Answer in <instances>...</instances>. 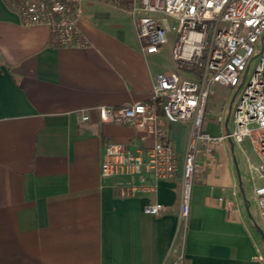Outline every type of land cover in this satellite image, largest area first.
Returning <instances> with one entry per match:
<instances>
[{
    "label": "crops",
    "instance_id": "obj_1",
    "mask_svg": "<svg viewBox=\"0 0 264 264\" xmlns=\"http://www.w3.org/2000/svg\"><path fill=\"white\" fill-rule=\"evenodd\" d=\"M79 29L86 46L55 47L47 26H24L9 0H0V264H264L250 201L240 193L251 183L254 199L262 182L254 151V161L240 158L243 177L235 143L198 155L186 220L191 122L167 123L178 154L173 179L148 175L152 190L125 194L123 178L101 175L106 142L151 146L155 137L103 122L98 107L147 101L156 76L177 70L176 33L147 53L128 12L105 1L84 4ZM226 106L212 118L215 106L207 103L208 130H223ZM155 202L168 210L146 214Z\"/></svg>",
    "mask_w": 264,
    "mask_h": 264
},
{
    "label": "built area",
    "instance_id": "obj_2",
    "mask_svg": "<svg viewBox=\"0 0 264 264\" xmlns=\"http://www.w3.org/2000/svg\"><path fill=\"white\" fill-rule=\"evenodd\" d=\"M105 1L131 16L142 49L159 51L168 34L177 35L173 56L177 70L156 76L147 101L121 106L98 107L103 122L132 125L137 131H151V146L137 143L104 145L101 175L125 180V194L152 190L148 175L173 179L178 154L168 136L167 123L191 122V137L185 155L182 178L181 214L190 211L191 190L198 155L211 153L226 141H249L259 158L256 167L261 183L254 188V199L264 220V0H9L24 26L44 25L55 47L86 46L79 29L84 4ZM254 70L248 78L252 64ZM216 85L230 87L237 102L230 113L233 124L222 117L223 129L217 134L206 127V107ZM82 121L90 116L80 111ZM225 123V124H224ZM226 208L231 199L220 197ZM168 210L162 203H151L144 212L159 215Z\"/></svg>",
    "mask_w": 264,
    "mask_h": 264
},
{
    "label": "rangeland",
    "instance_id": "obj_3",
    "mask_svg": "<svg viewBox=\"0 0 264 264\" xmlns=\"http://www.w3.org/2000/svg\"><path fill=\"white\" fill-rule=\"evenodd\" d=\"M255 63L256 61H254V63L251 66V69L249 71L248 74V78L249 76L252 74L254 67H255ZM242 89V88H241ZM241 89L239 90V92L236 94L234 101H233V105L237 102L238 98H239V94L241 92ZM235 90H232L230 87L227 86H222V85H216L214 87V92L211 94V96L209 97L208 100V105H214V110L211 112L210 117L214 118L216 115H218L220 113V109L223 106V104L226 102L227 106H226V116L228 115V109L230 106V103L233 99ZM233 124V119L232 116L229 119V126H232ZM215 126L213 124H211L209 131L211 133H213L215 131ZM213 134H217V133H213ZM243 148H244V155L242 154V151L240 149V147L237 144H234V155L236 156V162L238 164L237 168L239 169V173L240 176L243 177V171L242 169H240L239 166V162H240V158L243 157L245 163L247 164L246 160H252L254 161L256 159L254 152H253V148L250 144L249 141H245L243 142ZM247 179L248 177L250 178V173H248L246 175ZM243 201L245 202L246 200L250 201V206H249V211H250V215L252 216V222L255 226L256 231L259 233L262 242L264 243V238L262 236V234H264V220L260 214V210L258 208V205L256 203V201L253 199V197H251L252 194V186L251 183L248 185L244 186V193L240 192ZM256 225L260 228L257 229Z\"/></svg>",
    "mask_w": 264,
    "mask_h": 264
},
{
    "label": "water",
    "instance_id": "obj_4",
    "mask_svg": "<svg viewBox=\"0 0 264 264\" xmlns=\"http://www.w3.org/2000/svg\"><path fill=\"white\" fill-rule=\"evenodd\" d=\"M235 96H236V94H234L233 99H232V102H231V105H230V107H229V113H228V116H227V118H226V124H228V121H229V119H230V113H231V109H232V103H233V100H234ZM259 229H260V228H259Z\"/></svg>",
    "mask_w": 264,
    "mask_h": 264
}]
</instances>
